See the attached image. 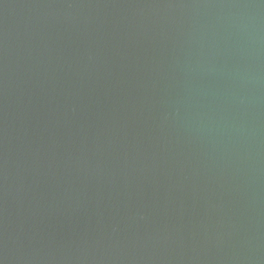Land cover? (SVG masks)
<instances>
[{"label": "water", "instance_id": "1", "mask_svg": "<svg viewBox=\"0 0 264 264\" xmlns=\"http://www.w3.org/2000/svg\"><path fill=\"white\" fill-rule=\"evenodd\" d=\"M0 264H264V0H0Z\"/></svg>", "mask_w": 264, "mask_h": 264}]
</instances>
